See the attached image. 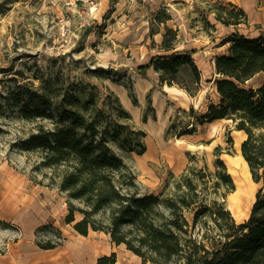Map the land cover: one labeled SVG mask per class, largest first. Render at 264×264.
Wrapping results in <instances>:
<instances>
[{"label":"rangeland","instance_id":"1","mask_svg":"<svg viewBox=\"0 0 264 264\" xmlns=\"http://www.w3.org/2000/svg\"><path fill=\"white\" fill-rule=\"evenodd\" d=\"M65 1L0 0V161L8 162L7 170L24 174L25 180H30L51 202L52 217L47 221L54 222L58 215L54 209L62 212L67 201L58 186L60 168L43 166L41 150L24 151L17 146L40 125L53 128L54 120L59 118L57 109L53 118L22 116L20 108L25 103L30 108L48 109L28 95L29 91L42 92L43 86L58 91L53 100L77 101L88 96L92 103L84 111L87 117L98 113L100 127L126 126L127 133L125 128L122 132L133 137V143L145 144V151L138 154L109 142L133 170L140 192L172 196L187 167L214 170L215 147H220V157L234 180V189L224 197L225 205L238 223L246 220L260 184L250 176L247 161L244 164L237 157L235 140L239 138L240 147L244 132L234 127L231 118L202 123L199 117L209 103L219 99L215 89L219 75L213 59L227 52L228 43L222 44L226 35L238 32L264 36V0H246L249 16L236 26L224 25L215 16L213 6L220 3L228 7L233 3L229 0H97L92 13L80 14ZM65 14L73 34L63 40L58 36V18ZM156 14L170 17L165 23H157L153 21ZM166 25L176 29L177 50L195 49L193 60L201 75L197 83L187 66L174 75L173 83L165 81L155 68L138 70L151 56L163 52L160 44ZM262 80L264 73L249 83L257 85ZM120 106L127 109L128 117L121 114ZM139 129L144 135L132 132ZM20 181L14 192L23 204L29 197ZM203 186L200 184V189ZM27 212V222L42 219L45 214L36 206ZM81 216L76 213V219ZM47 221L42 223H50ZM59 222L65 233L75 232L74 225H65L63 217ZM17 225L0 218V249L9 239L6 232H20ZM34 231L36 243L61 241L51 226L40 225ZM92 234L99 251L107 253L103 255L116 254L115 264H142L140 256L125 244L114 245L107 233ZM97 259L85 264H97Z\"/></svg>","mask_w":264,"mask_h":264},{"label":"trees","instance_id":"2","mask_svg":"<svg viewBox=\"0 0 264 264\" xmlns=\"http://www.w3.org/2000/svg\"><path fill=\"white\" fill-rule=\"evenodd\" d=\"M213 7L224 25H238L248 16L231 2L228 7L220 3ZM169 17L156 14L153 21L165 23ZM149 33L154 30L150 28ZM176 38V29L166 25L160 44L163 52L151 56L138 70L155 68L165 81L173 83L174 75L187 66L197 83L201 75L192 57L196 51L177 50ZM226 43L227 52L214 57L219 99L209 103L199 122L231 118L234 127L246 133L240 144L241 154L250 176L260 184L247 219L238 223L225 205L224 197L234 189V180L220 157V147H215L214 170L187 167L172 196L140 192L133 170L109 142L138 154L145 151V144L133 143V137L122 132L125 128L127 133L126 126L100 127L98 113L87 117L84 111L92 103L88 96L77 101L53 100L58 91L43 86L42 92L29 91L28 95L48 109L30 108L25 103L21 114L27 118H53L57 109L59 118L54 120L53 128L40 125L17 146L24 151L41 150L43 166L60 168L57 182L67 197L61 209L62 213L67 211L65 223L74 225L84 236L90 230L104 231L115 244H125L140 256L142 264H264V80L257 85L249 83L264 73V36L232 32L223 39L222 44ZM119 111L129 116L124 107L120 106ZM132 132L145 133L140 129ZM77 212L82 214L79 219ZM42 226L55 228L61 240L59 227L52 223ZM60 242L38 245L53 248ZM115 263L114 252L97 259V264Z\"/></svg>","mask_w":264,"mask_h":264},{"label":"crops","instance_id":"3","mask_svg":"<svg viewBox=\"0 0 264 264\" xmlns=\"http://www.w3.org/2000/svg\"><path fill=\"white\" fill-rule=\"evenodd\" d=\"M229 1H233L239 7L241 6L245 10L246 15L248 14L249 10L247 7L249 3L246 0ZM194 54L195 52L192 54V57ZM245 136L244 132L242 140ZM7 167H9L7 161H0V218L15 221L18 224L17 226L21 228L19 233L17 230L6 232L9 239L5 241L6 246L0 249V264H85L87 261L94 262L97 258L102 257L103 254H107L99 251V243L94 239V235L92 234L94 232L99 235L98 233L102 230H90L86 236L78 233L76 230L69 234L65 233L64 227L59 222L60 218L64 217L63 213L56 208L54 209L56 214L58 212L55 220L56 224L55 221H47L52 217L51 202L42 194L43 192L40 189L34 188V185L32 186L30 180H25L24 174L13 169L7 170ZM20 179V183H23V190L29 197L26 203L23 204H21L23 201H19L16 198L17 194L14 192L19 186L18 182ZM33 206L39 207L40 211L45 212V214L42 219L27 222L26 218L29 216L27 211L33 208ZM44 221L59 226L61 231H63L61 242L53 248H41L34 241V229L36 230L40 225H43L42 222ZM64 224L69 226L67 223ZM14 231L17 235L15 234L13 237ZM94 240L96 243H94ZM112 243L118 245L113 241Z\"/></svg>","mask_w":264,"mask_h":264},{"label":"built area","instance_id":"4","mask_svg":"<svg viewBox=\"0 0 264 264\" xmlns=\"http://www.w3.org/2000/svg\"><path fill=\"white\" fill-rule=\"evenodd\" d=\"M66 5L73 9L76 13H92L96 8L97 0H66ZM84 22H81L83 25ZM73 34L71 30V21L69 17L65 14V16H61L58 18V36L63 40L70 38Z\"/></svg>","mask_w":264,"mask_h":264},{"label":"bare ground","instance_id":"5","mask_svg":"<svg viewBox=\"0 0 264 264\" xmlns=\"http://www.w3.org/2000/svg\"><path fill=\"white\" fill-rule=\"evenodd\" d=\"M246 134V133H245ZM177 141L180 143L181 142V140L180 139H177ZM240 143V140H239V138H237L236 140H235V145H236V147H237V157L239 158V159H241V161L242 162H244V164L246 163V161L244 160V158H243V156H242V154H241V151H240V147L238 146V144ZM229 169V171H230V168L231 167H228Z\"/></svg>","mask_w":264,"mask_h":264}]
</instances>
